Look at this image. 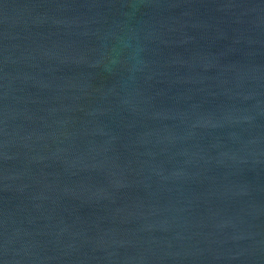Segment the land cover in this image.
I'll list each match as a JSON object with an SVG mask.
<instances>
[{"label":"water","instance_id":"obj_1","mask_svg":"<svg viewBox=\"0 0 264 264\" xmlns=\"http://www.w3.org/2000/svg\"><path fill=\"white\" fill-rule=\"evenodd\" d=\"M0 264H264V0H0Z\"/></svg>","mask_w":264,"mask_h":264}]
</instances>
